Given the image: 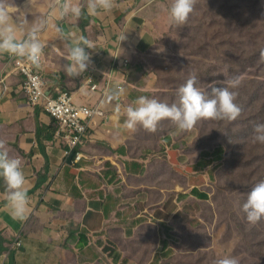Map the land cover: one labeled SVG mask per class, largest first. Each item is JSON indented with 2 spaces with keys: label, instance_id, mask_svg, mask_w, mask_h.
<instances>
[{
  "label": "crops",
  "instance_id": "1",
  "mask_svg": "<svg viewBox=\"0 0 264 264\" xmlns=\"http://www.w3.org/2000/svg\"><path fill=\"white\" fill-rule=\"evenodd\" d=\"M61 2L31 0L30 6L29 0H12L0 7L14 18L27 13L25 33L39 28L42 59L35 66L47 80V95L69 91L78 104L100 105L108 118L93 120L78 148L83 160L70 163L56 120L45 103L32 105L24 90L16 61L26 57L0 53V91L7 86L0 99V147L20 159L29 198L25 217H14L0 177V264H80V252L91 253L92 237L107 230L108 239L116 227L124 231L131 224L132 214L135 220L141 216L143 194L132 184L145 171L144 158L134 156L133 148L140 124L125 127L124 109L139 96L156 97L159 73L148 57L173 23L169 1L100 0L96 15L79 18L58 17ZM125 32L128 39L120 42ZM81 36L95 45L88 49L93 63L70 77L65 57Z\"/></svg>",
  "mask_w": 264,
  "mask_h": 264
},
{
  "label": "rangeland",
  "instance_id": "2",
  "mask_svg": "<svg viewBox=\"0 0 264 264\" xmlns=\"http://www.w3.org/2000/svg\"><path fill=\"white\" fill-rule=\"evenodd\" d=\"M261 49L264 0H193L187 19L171 24L148 57L162 76L155 99L173 103L193 75L205 92L238 79L232 90L240 112L233 120L201 118L190 130L168 118L155 131L140 125L133 148L145 171L132 184L143 194L141 216L132 214L131 224L108 239L107 230L92 237L80 264H215L219 257L264 264V217L252 223L242 210L264 180V143L254 131L264 123Z\"/></svg>",
  "mask_w": 264,
  "mask_h": 264
},
{
  "label": "clouds",
  "instance_id": "3",
  "mask_svg": "<svg viewBox=\"0 0 264 264\" xmlns=\"http://www.w3.org/2000/svg\"><path fill=\"white\" fill-rule=\"evenodd\" d=\"M29 4L31 6V0ZM98 7L100 0H85L83 5L72 0H62L58 17L71 14L79 18L85 13L93 16L97 14ZM104 7H108L107 3ZM192 7L193 0H171L168 7L170 20L182 24L192 11ZM26 21V12L14 18L10 9L0 7V53L26 57L33 65L39 66L43 47L38 35L39 28L34 25L25 33ZM126 39H128L126 32L118 36L120 42ZM88 49H95V45L83 36L79 38V42L70 44L64 69L68 76L77 77L88 70L93 63L92 53ZM260 58L264 59V49L260 50ZM195 82L196 76L193 75L182 83L176 90L177 99L171 104L155 98L139 96L133 104L124 109L125 127L134 129L139 123L148 131H155L158 122L168 118L179 129L190 130L201 118L233 120L237 117L240 108L235 102L237 93L232 89L238 84V79L229 81L228 86L210 85L209 92L203 91ZM254 131L255 140L264 143V123L254 125ZM0 177L4 181L6 200L11 214L23 219L27 214L29 202L24 172L20 159L10 156L3 147H0ZM242 210L246 214V219L252 223L264 217V180L256 183L247 193ZM215 264H239V262L235 257H219Z\"/></svg>",
  "mask_w": 264,
  "mask_h": 264
},
{
  "label": "built area",
  "instance_id": "4",
  "mask_svg": "<svg viewBox=\"0 0 264 264\" xmlns=\"http://www.w3.org/2000/svg\"><path fill=\"white\" fill-rule=\"evenodd\" d=\"M40 59H42V53ZM16 69L25 78L24 90L31 104L45 103L47 112L57 122V138L68 146L66 155L69 157L72 153H76L74 162L79 163L83 160L84 154L77 150L83 145L91 123L97 117L108 118L106 112L100 105L87 106L76 103L73 94L69 91H64L55 98L48 96L47 80L27 58L18 59ZM107 85H110V81L107 82ZM6 89L5 85L4 89L0 91V99ZM92 89L97 90L98 85L92 86ZM21 246L22 241H17L15 247L18 249Z\"/></svg>",
  "mask_w": 264,
  "mask_h": 264
},
{
  "label": "trees",
  "instance_id": "5",
  "mask_svg": "<svg viewBox=\"0 0 264 264\" xmlns=\"http://www.w3.org/2000/svg\"><path fill=\"white\" fill-rule=\"evenodd\" d=\"M232 53H234L233 51H231ZM167 68V67H166ZM160 79H162V76H161V74L159 73V80ZM170 142H171V140H170ZM216 152V158H221V154H222V152H223V149H220V148H218V150L217 151H215ZM174 155H175V153H174ZM174 159L175 160H177V158H176V156H174ZM2 181H3V178H2Z\"/></svg>",
  "mask_w": 264,
  "mask_h": 264
},
{
  "label": "water",
  "instance_id": "6",
  "mask_svg": "<svg viewBox=\"0 0 264 264\" xmlns=\"http://www.w3.org/2000/svg\"><path fill=\"white\" fill-rule=\"evenodd\" d=\"M75 157V153H72L69 157V162L72 163Z\"/></svg>",
  "mask_w": 264,
  "mask_h": 264
}]
</instances>
